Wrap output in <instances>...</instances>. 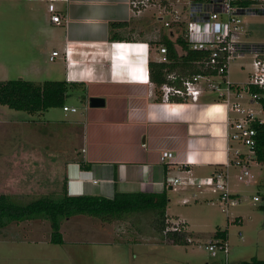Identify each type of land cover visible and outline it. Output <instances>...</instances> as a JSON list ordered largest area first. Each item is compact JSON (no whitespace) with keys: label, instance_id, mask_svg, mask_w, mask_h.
Returning a JSON list of instances; mask_svg holds the SVG:
<instances>
[{"label":"crops","instance_id":"1","mask_svg":"<svg viewBox=\"0 0 264 264\" xmlns=\"http://www.w3.org/2000/svg\"><path fill=\"white\" fill-rule=\"evenodd\" d=\"M25 1L33 2L29 8L36 11L35 18L41 24L49 49L45 61L61 65L56 68L57 78L72 85L67 97L76 94L84 104V111L64 124L69 153L64 186L68 193L113 198L117 192L166 190L169 219L184 225L191 232L190 239L196 241L199 236L188 220L189 213L179 208L218 200L227 212V205L236 204L238 190L233 178L237 179L240 166L235 149L246 152L230 139L229 121L240 117L234 103L258 110V101L246 88L249 80L243 82L245 86L229 80L231 89H212L204 83L197 101H166L162 85L151 77L152 66L160 63L158 41L165 32L162 27H154L153 33L146 26V12L152 8L138 14L130 0L58 1L62 19L55 23L49 0ZM158 17L156 21L161 22ZM53 51L59 54L51 59ZM240 67L248 69L246 63ZM38 71L32 77L40 80ZM252 72L247 71L249 77ZM230 75L228 71L227 78ZM92 97L103 98L105 104L92 107ZM164 149L175 152L173 161L166 164L160 162ZM1 168L0 175H6L9 167ZM218 170L228 175L231 198L226 205L212 186L185 182L190 178L208 179ZM167 177L182 182L167 185ZM198 264L223 263L205 260Z\"/></svg>","mask_w":264,"mask_h":264},{"label":"rangeland","instance_id":"2","mask_svg":"<svg viewBox=\"0 0 264 264\" xmlns=\"http://www.w3.org/2000/svg\"><path fill=\"white\" fill-rule=\"evenodd\" d=\"M29 5L33 2L0 0V80L59 81L56 68L61 65L45 61L49 49L44 44L41 24L35 18L37 13ZM158 13L157 9L146 12V26L153 33L154 27H162L156 21ZM241 38L264 42V14L243 16ZM252 60V55L232 60L229 80L245 86L243 82L250 81L247 71L253 70ZM241 63H246L248 69L242 70ZM36 71L42 79L32 77ZM202 82L208 86L206 80ZM214 82L221 83V89L227 87L220 77ZM65 105L75 107L78 112L55 106L29 113L0 102V170L9 167L6 175H0V193L16 197L18 203L26 205L64 189L69 158L64 124L84 111V104L76 94L69 95ZM261 110L258 102L257 112L264 119ZM240 147L246 152L243 157H247L250 148L244 144ZM249 169L254 176L252 183L233 178L238 192L236 204L227 205L228 213L218 200L179 208L189 213L188 220L199 236L190 244L173 243L170 238L155 235L149 212L113 222H102L86 214L74 215L61 224L62 244L50 241L52 225L48 219L33 218L0 226V264H198L205 260L227 264L223 252L213 256L207 248L218 239L215 236L218 228L227 231L230 264L235 260H264V165L251 160ZM214 193L219 197L220 193ZM178 225L179 222L168 219L169 230L177 229Z\"/></svg>","mask_w":264,"mask_h":264},{"label":"built area","instance_id":"3","mask_svg":"<svg viewBox=\"0 0 264 264\" xmlns=\"http://www.w3.org/2000/svg\"><path fill=\"white\" fill-rule=\"evenodd\" d=\"M58 1L68 0H49L48 9L51 13V20L55 23H61L62 19L56 6ZM237 1L184 0L181 3H176L170 0H130L132 9L138 14L148 8L157 9L159 11L158 19L162 22V29L165 31L164 35L171 40L176 41V39L182 38L192 50L211 51L207 61L201 60L199 62L216 69L217 73L215 75H194L183 81L182 88L169 83L162 84L164 100L169 101L172 96H178L185 100L193 99L197 101L202 91V79L207 81L208 87L220 89L221 83L214 82L215 78L220 77L222 83H225L231 89L233 85L227 78L230 62L236 58L252 55L253 72L246 88L252 99L260 103L261 111H264L260 102L261 95L252 93L249 89L250 85L264 88V42H247L241 38L243 16L256 14L257 10L264 9V6L262 3L241 6ZM159 52L161 54L160 62L170 63L167 46L161 44ZM58 54V51H53L51 59ZM169 78H174V74H169ZM233 109L240 117L229 121L230 139L239 145L244 144L250 148V152L247 153L249 156L247 155L245 158L243 157L244 153L240 152L239 149H235L236 163L240 166L237 178L239 181L250 183L253 181L254 176L250 172L249 166L251 160H255L253 155L257 135L254 124H264V119L260 118L259 113L252 108L245 109L238 103H234ZM64 110L76 111V108L64 105ZM174 158L175 152L173 150L164 149L160 152V162L163 164L173 161ZM181 182L177 178L167 177V185L175 186ZM185 182L199 187L203 184L212 186L215 191L220 192L223 205H226V202L231 198L228 189V175L225 170H218L208 179L199 181L190 178ZM207 248L213 256H217L219 251L223 252L228 264L230 245L227 239L218 238Z\"/></svg>","mask_w":264,"mask_h":264},{"label":"trees","instance_id":"4","mask_svg":"<svg viewBox=\"0 0 264 264\" xmlns=\"http://www.w3.org/2000/svg\"><path fill=\"white\" fill-rule=\"evenodd\" d=\"M237 3L241 6L262 3L264 6V0H238ZM257 13L264 14V9H258ZM158 42L167 46L170 63L160 62L152 66L151 77L156 84L169 83L182 88L183 81L187 78L197 74L217 73L216 69L199 62L209 59L210 50H192L184 39L178 38L173 41L164 34ZM177 46L180 48L177 49ZM171 73L174 74V78H169ZM71 88L72 85L67 81L35 82L23 78L0 80V102L16 110L42 112L51 107L64 106ZM249 89L252 93L261 95L260 102L264 108V88L250 85ZM171 99L185 101L178 96H172ZM254 127L257 135L253 157L264 165V124L255 123ZM82 166L88 167L85 163ZM54 193L50 198L37 199L36 202L26 205L18 203L16 197L0 193V226L4 227L13 221L20 222L26 219H48L52 225L51 242L62 244L64 239L60 231L61 224L74 215L86 214L97 217L102 222H113L130 220L137 213L149 212L150 219L153 218L154 221L150 223L152 228H155V235H161L163 239L170 238L173 243L178 244H189L193 241L182 224L175 230L168 229L169 197L166 190L117 192L113 198H108L102 195H70L64 186L61 192ZM226 234V231L218 230L216 237L226 239ZM234 264H264V260L254 258Z\"/></svg>","mask_w":264,"mask_h":264},{"label":"water","instance_id":"5","mask_svg":"<svg viewBox=\"0 0 264 264\" xmlns=\"http://www.w3.org/2000/svg\"><path fill=\"white\" fill-rule=\"evenodd\" d=\"M104 104H105V100L103 98L92 97L90 99V105L92 107H99V106H103Z\"/></svg>","mask_w":264,"mask_h":264}]
</instances>
